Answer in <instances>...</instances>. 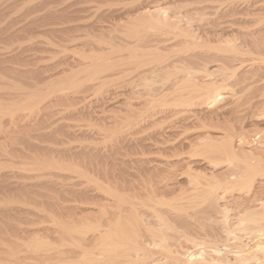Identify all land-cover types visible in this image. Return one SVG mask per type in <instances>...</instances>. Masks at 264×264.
<instances>
[{
  "label": "bare ground",
  "instance_id": "bare-ground-1",
  "mask_svg": "<svg viewBox=\"0 0 264 264\" xmlns=\"http://www.w3.org/2000/svg\"><path fill=\"white\" fill-rule=\"evenodd\" d=\"M17 1L23 3L24 0H17ZM25 1H27V0H25ZM60 1H62V0H60ZM91 1L97 2L98 0L97 1L96 0H88V1L84 0V2H89V3ZM168 1H170V0H168ZM255 1H258V0H255ZM29 2H28V4H29ZM84 2L82 1V3H81V1H80L81 4H84ZM162 2H163V0H162ZM165 2H167V0ZM262 2L264 3V1H262ZM10 3H11V1H10ZM12 3H13V0H12ZM22 3L21 4L19 3V4L22 6L23 5ZM130 3H131V6H128L129 8L126 7V8H128V10L126 9L125 12L121 11L123 13H120V14L117 13V14H119L117 16L118 17L117 20L120 22V23H118L119 25L117 27L120 29V31H119V29L115 30V31H119V32H115V33H118V35L116 37L114 35L112 36L111 32H109L110 33L109 35H111V37L109 35H107L108 32H106L107 31L106 30L105 32H106L107 36H104L105 34H103L104 32H102L100 34H101V36H104V38L99 37L101 39V40H99V38L95 39L96 38L95 37L94 38L95 41L93 42V44H90L91 41L89 42V44L91 46L89 45L90 49H89L88 53H84L83 51L78 52L74 48L75 51L78 52V54H75V51L72 52L74 49L70 50V52L72 54H75L77 57L74 55V57H76V58L72 59V61H71V59H70V61H68L69 56L66 55L63 62L60 60L61 58H59V60L61 62H59V61H57L58 63L55 62V63H57V64H53V65H55V69L54 68L51 69L50 70L51 72L49 70H42V69H38V70L36 69L34 71L29 70L28 72L25 71V72H27V74H25V75L27 76L28 80H30V85H29L30 88H26V89L22 88V90L18 89V91L21 90L22 93L25 94L26 98L24 100H26V101L24 104L25 106H23V107L28 106L27 108L29 109V112L31 110L30 108H32L33 110L34 109L39 110L40 108H45V110L43 109L42 111L46 112L47 111L46 108H50V107L52 108L55 106V104L57 102L55 103L54 101H61V102L63 101L64 103L68 102V104H69V102H71L72 105H73V103L74 104L76 103V105H73V107H75L77 105H81V106L71 110L72 117H73V115L82 116V117H84L83 119H85V117H86V120H87V118L89 119V124L87 125L88 126L87 128L95 127L94 130H91V129L87 130V129H82L83 127L79 128L80 126H78L79 129L75 130V128H73L74 127L73 125H69V124L64 123L65 122L64 119L65 118L67 119L68 117H65L64 119H62L64 122L63 121L60 122V120H59V122H57L54 120L55 122L51 123V124H53L52 127L50 126L51 124L49 123V121H50L49 120L48 121V123H49L48 127L49 128H47L45 126H43L44 128L42 127V125H44V123H47L46 120H45L46 122L42 123L41 126L39 125L38 128L35 127V124H33L34 125L33 128H31L33 125L28 126V128L25 127L26 130L27 129L30 130L29 128H31V130L36 128L34 130V132L35 131L37 132L36 137L38 139H36L34 137L36 140L39 141L41 139L44 141L46 138V141H47L48 138L53 136L54 138H52V137L51 138L56 143L55 145H58V146L61 145V147H58V146H51V147L50 146H36V145H33V143H32L33 137L29 136L30 134L25 133L26 135L29 136V138L27 139V137H25L26 139L24 141L23 146L26 145L27 150H28V152L26 151L27 152L26 153V159L28 161H31V163L26 164L27 166L25 165V168H24L25 169V171H24L25 175L27 178L29 177V180H30V178H32L34 180H36V179L37 180L43 179V181L46 180L48 182V184H50L49 187H51L50 189L53 190V192H56V193L62 192V193H65V195H66V193H70L71 195L76 196L77 199L80 198V199H78V201L80 200L81 203L79 206H77L75 208L76 211L72 212L73 218L70 216L71 219L69 222L72 223V221L74 222V220L77 221L76 223L80 222L81 220H83L85 222L84 223L85 225H83V224L81 225V223H83V222H81L80 225H77L76 223L75 224L72 223L70 225V226L75 225V227H74L75 230L78 227H81V226L83 227V228L81 227V228L76 230L78 234L75 232L74 228H73V233H76V234L71 233V234H73L72 236H74V237L76 236L77 239L79 237L81 243L83 242V244L80 245V247L82 249L81 253L83 256L82 264H220L219 262H216L212 259H210L212 261H210L209 259L207 260L205 257L196 261L193 258V255L189 252L186 253V252H181L179 250L170 251L168 249L171 246L169 235L161 232L159 228L162 225L163 226L166 225L167 221H170L176 225L187 227L191 230L194 228H196V229L199 228V226L195 227V222L196 223L199 222V220H198L199 215L197 216L198 212L193 211L194 209L192 208V206L190 207V205H193L194 203L190 204V205H188L189 203H187L186 208L183 210V213L177 214L174 216H172V213H170V211L168 209H166V207L169 206V204H165V202H164L166 200L165 197L173 194V192L176 191V189L178 188L177 186L179 184V182H178L179 179L183 178L184 176L186 177V178L185 177L184 178H185L187 184H191V182L194 178H197L199 180L202 179L203 178L202 175H204L205 177L208 176V179L209 178L214 179L217 184H223V183L227 184L229 182V180H230V184H231V181L233 179H236V177H233L234 174H231V172H230V175L227 176L228 180H224V178H226L227 172L230 169L231 165H233V164L238 165L239 168H241L240 173H241V175L243 174V179L254 178V177H257L259 174H261V176H262V174L264 173V167H263L264 164L262 165L263 161L260 163L257 160V158H255L256 156L253 155V157H252L251 155H248L245 152V150L244 151L242 150L243 143H245V142H241V141L243 140V138H245L243 136H245V134H246V132H244L245 133L244 134L243 131H246L244 129H247L246 127H248L247 122L243 120L244 116L239 115L238 117H240V118H237V117L235 118V120H236V122H238V124L237 123L235 124V120L232 121V119H231V121H229V119L224 116L226 119H228L229 123L225 124L226 125L225 131H224V129L222 130L219 128V131L221 130L222 132H219L218 129H216L213 126H212V131L214 130L213 128H215L217 131L212 132L210 130L211 129L210 128L209 130L211 132H208L209 131V130L207 131L208 126L206 125L207 126L206 127L205 123H203L205 128L203 126H201L202 125L201 123L203 122V121H201V123H199V124H201L200 128L203 127L204 129L203 128L201 129V131H203V132L201 133L200 136H199L200 130H198L199 134H196V136H198V137L196 139L194 138V141H192L193 138H192V140L190 139L191 137L189 138L191 141H188L189 139H187V137L185 136L186 137L185 141L182 144L188 143L189 145H191L189 150L191 149L192 146L197 144V141L199 143L201 141L202 148H205V151H207L206 154L209 153V154H207V157H208V155L209 156L213 155V158H216L215 161H217V163H218V160H221V163L224 164L223 168L221 167V164H220V170L218 169L219 171H217V173L215 172L216 171L215 169H217V167L219 165L216 164L217 165V166H215L216 168L215 167H214V169L212 168L213 172L211 170L210 171L211 173H209L208 175L207 174H200V172H198V168L196 167L197 164L195 162H193L196 160V158L192 157V153H190V155L195 160L192 161V158L189 157L188 159H191V160L188 162H186L184 160L185 162L182 161L183 163L181 165H174L175 162L173 163V161H172L170 163L169 162L170 160L166 161L167 159L165 160V159L161 158L162 157L161 156L162 151H157L158 154L155 153V155L156 154L159 155L158 157H154V155L152 154L153 159L155 158L154 160H152L151 159L152 156L150 158V155L152 152L151 147H155V148L158 147V145L160 143L159 141H161V143H162L165 140V138H164L165 135H167L165 133V131H167V130H165V131L163 130L164 132L155 133L156 131L152 130V129L155 128L154 124L156 122H159L160 120L163 121L162 119H169V118L171 119L172 118V119H174L173 123H175V119H176V121L177 120L178 121L179 120L186 121L185 119H187L189 117V116L187 117V114L189 113L188 115H191V113L193 111L192 109L195 105L202 107V109H203L202 111L205 110L204 115H206V110L208 109L207 107H209V110L211 109L212 111L208 112V110H207L208 115L213 113L216 116H220V117L222 116L221 119H223V113L228 108L227 106L232 104V98H235V96H236V94H235V96L233 95L234 97H231L232 94L235 93L234 91H237L240 94V91L232 89L233 86L235 88V86H238V84H241V86H239L238 88L242 87V90H244L246 88L248 91V94H249L250 90H254V92L257 91L256 85H254V87H252L254 84V81L252 83V80L256 81V79H254V78L257 75H255L254 78H251L252 80L248 81L247 82L248 84H245L246 82L244 83V81H246L249 76H252V75L248 76L247 74L251 73L250 70H252L251 68L255 62H257V61L259 63L262 62L261 64L258 63L259 66L264 65V63H263L264 62V19H263L264 18L263 17L264 12L263 13L260 12V13H262V14H260L259 13L260 9H259V11L257 13L262 15L261 16L262 18L258 17V14L257 15L255 14L257 16V18L255 20L251 18L252 19V23H251L252 25L251 26L250 25L247 26L249 24V22L244 21L245 22L244 24L246 26L244 25V27H241V28L239 27L238 29L235 27L237 29L236 30L235 28H233L234 26L237 25V23H234L237 21L236 20L234 22L231 21L232 25H230V22H228L229 25L226 24L227 22L224 23L226 25V28H222L221 31L218 29L219 33L218 32L217 33L213 32V34L206 33V34L210 35V36H208L210 38V40H213L215 42H220V41L222 42L226 37L228 38L227 35L229 33H233V32H234V34L235 33L238 34V35H236L238 38L236 39L235 38L236 36L234 34H232V35H234V37H232V38H235V40H237V41H239L238 39H240V41L238 43L235 42L239 47L236 45H235L236 47H234V46H231V44H229L230 45L229 47H231V48H229V50H227V51L220 50L222 47L221 48L219 47L220 48L219 50L222 53L223 52L226 53V55L224 53L222 55V57L220 55L219 56H220V58H222L225 61L229 60V62L231 63L230 65H234L231 61L238 62L236 64L237 68H235V67L234 68L237 69V71H238V69L240 70V72L243 71L244 72L243 75L239 74L240 77H239V75L237 77L236 76L237 74H235V73H237V71L235 69L233 70L232 69L233 67H231V69H232L231 72L228 71L229 69H226L227 67H224L225 70L222 68L224 70L223 71L220 69L221 64L216 65V62H215L216 68L218 67L219 70H221L225 73L224 74L223 72L220 71L221 73L224 74V76H223V78L221 76V79L219 80L220 83H216L217 81L213 82L212 80L210 81V78H208L209 80H206V78L211 77V76L213 77L214 74H216L215 71H217L218 69L217 70L214 69V70H212V72H209L210 70L205 69V67H204V65L206 64V62L204 61L205 59L204 60L202 59V62L204 61V63H205V64L203 63L204 65L202 66V64L200 63L201 58H203V57L200 58L201 53H199L198 50H197L198 51L197 52V51H195V49H192L193 47L195 48V46L198 47L202 44L199 45L196 43V40H197L196 37L197 36L194 33V30L190 27V25L188 26V24L191 22V20L188 19L190 22H187V21L185 22L182 18L183 16L181 17L178 14H175L176 12L174 14H169L167 12L166 8L162 7L160 4H157V3L155 4V2L152 0H150V1L149 0H137V2L135 1V3L133 2V4H132V2H130ZM254 3H256V2H254ZM256 4H258V3H256ZM259 4H260V2H259ZM1 5H2V3H1ZM32 5H33V3H32ZM263 5L264 4H262L261 6H263ZM12 7H10V8H12ZM89 7H91V6H89ZM263 7H261V8L263 9ZM3 8H5V7L3 6ZM6 8H8V7L6 6ZM258 8H260V7L258 6ZM12 10L14 11L15 9H12ZM248 10H249V6L247 7V10L245 8V10H243V11L246 12ZM231 11H232V9H231ZM67 12H69V11H67ZM84 12H83V14H84ZM118 12H119V10H118ZM78 13L80 14V11ZM177 13H178V11H177ZM247 13H245V14H247ZM8 14H10V13H8ZM229 14H230V12H229ZM235 14H236V12H235ZM252 14H254V12H252L251 15ZM4 15H5V11H3V9H1V7H0V17H3ZM66 15H64V17ZM236 15L238 16V14H236ZM241 15H243V14H241ZM61 16L62 15H60V17ZM233 16H234V14H233ZM233 16H232V18H233ZM6 17H4V18H6ZM67 17H69V15H67ZM112 17H113V15H112ZM114 17L116 18L115 15H114ZM114 17H113V19H114ZM249 17H252V16H249ZM253 17H254V15H253ZM228 18H229V16H228ZM243 18H244V16H243ZM0 19H3V18H0ZM33 19H35V18H33ZM249 19H246V21ZM3 20H0V21H3ZM69 20H70V18H69ZM35 21L37 22V20H35ZM115 21H116V19H115ZM192 21H193V19H192ZM39 22H40V20H39ZM60 22H62V21H60ZM183 22H185V23L182 24ZM240 22H238V23L241 24ZM29 23H31V22H29ZM77 23H79V22H77ZM84 24H86V22ZM194 25H195V23H194ZM225 25L222 24V27H225ZM238 26L239 25H237V27ZM93 27L95 28L97 26L93 25ZM179 27H181L182 29L179 31H175V29H177ZM77 28L78 27L76 26V29ZM217 28H218V26H217ZM32 29H33V27H32ZM208 29H209V26H208ZM40 30H42V28ZM50 30H52V29H50ZM95 30H96V28H95ZM34 31H35V26H34ZM45 31H48V30L46 29ZM83 31H84V29H83ZM112 31H113V28H112ZM158 31L160 32V36L157 37V39H154L153 38L155 36L154 33L156 32L157 34H159ZM74 32H73V34H74ZM86 32H87V30H86ZM90 32H92V31H90ZM8 33H9V31H8ZM50 33H51V31H50ZM65 33H67V32H65ZM196 33L198 34L197 31H196ZM210 33H212V32H210ZM56 34H58V33H56ZM92 34L95 35L97 33H95V34L92 33ZM92 34H91V36H93ZM33 35H34V33H33ZM78 35H79V37H81L80 33ZM85 35L86 34H84V36ZM201 35H200V37H201ZM67 36H65L64 40L66 39ZM208 37H205V39ZM87 38H89V35ZM222 38H224V39H222ZM3 39H5V38H3ZM0 40H1V38H0ZM65 41H69L68 37H67V40H65ZM70 42L71 43L74 42L73 36L70 37ZM42 43H44V42H42ZM45 43H47V42H45ZM209 43H208V45H210ZM224 43H221V45L223 46ZM232 43L234 44V42H232ZM73 44L75 45V43H73ZM212 44H214V43H212ZM202 46H204V43ZM66 47H68V46H66ZM62 48H63V46H62ZM207 48H209L211 51L212 50L214 51V48L212 47V45H211V47L207 46ZM227 48L228 47H226V49ZM68 49H69V47H68ZM84 49H86V48H84ZM189 49L191 50V52L187 53L188 51H190ZM201 49L199 48V50H201ZM80 50H82V49H80ZM203 50H207V49H203ZM215 51H216V49H215ZM67 52H69V51H67ZM206 52H208V51H206ZM184 53H186V54H184ZM208 53L210 54V52H208ZM204 55H205V53H204ZM207 55H206V57H209ZM212 55H213V53H212ZM212 57H215V56H211L210 58L212 59ZM2 58L0 59V70H3L4 64L7 65L6 63H10L9 62L10 60H8V59L6 60L5 58H3V59ZM54 58L55 57H53V59ZM220 58H219V60H220ZM51 59H52V57H51ZM211 59H210V61L212 62L213 59L212 60ZM45 63H47V62H45ZM248 63H249V65H247ZM244 64H246V67H244L245 66ZM258 64L256 63L255 67H257ZM27 65H29V64H27ZM209 65H210V63H209ZM213 66H210V67H213ZM223 66H224V63H223ZM58 67L60 69H58ZM245 68H247V69L245 70ZM7 70L9 71V69H6V71ZM259 71H260V69H259ZM170 72H172V73L169 76ZM253 72H254V70H253ZM16 73H17V71H16ZM261 73H263V72H261ZM17 74H20V72ZM10 75H11V73H10ZM161 75H162V77H165L164 75H168L169 77L166 76L167 77V78L165 77L166 79L162 78L164 80V82L162 81L163 84H160V86L156 82L155 83L158 85V87H153L154 85L151 86L148 83V81L156 79L158 76L161 77ZM258 76H259V73H258ZM201 77L203 79L205 78V80H203V79L201 80L200 79ZM234 77H235V79H234ZM162 79L159 78L158 80H162ZM259 79H260V76H259L258 80ZM112 81H114L115 83L117 82L115 85V90L113 89L114 93H112L113 90H112V92H110L111 90L108 87L109 83ZM260 81H262V80H260ZM156 84H155V86H156ZM261 84H262V82L260 83V86H261ZM6 85H7V83H6ZM249 85H251V87ZM227 87L228 88L232 87L231 89L233 91H232V93H229V94H231V96H229V94H228V96L223 95V94H225L224 91H226L228 89ZM224 88H225V90H224ZM222 90L224 93H222ZM244 91H246V90H244ZM86 92H89L90 94L89 93L88 94L90 96L88 95V97H87ZM19 95L21 96V94H19ZM114 95H115V98H117V99L119 98V100L117 102H114V104L115 103L116 104L114 105L113 109H115L116 111L111 112L110 115L108 114L109 116L105 115L107 113L106 110H105V112H104V109H103V111H98L99 110L98 107H95V105L93 106V102H95L94 104H96V106H99L100 104H103L105 106V104L109 103V100H113V99H109V98H111V96H114ZM262 96H264V95H261V97ZM19 98H21V97H19ZM263 100H261V101H263ZM261 101L258 102L256 105H258L259 103L262 104ZM53 102H54V104H53ZM12 103H9V105ZM97 103L98 104L100 103V104L98 105ZM186 103L193 105V106H191V111H190L191 113L188 112L190 109V105H188ZM253 103L254 102H252V105H253ZM51 104H53V105L51 106ZM237 105H238V103H237ZM104 106L102 108H104ZM186 106L187 107L189 106V109L186 110V108H187ZM261 106H262V109H259L260 112L256 113L257 110L255 112L260 117L264 115V101H263V105H261ZM12 107H13V104H12ZM111 107H112V104H111ZM235 107H238V106H235ZM233 108H234V106H233ZM196 109H198V107ZM200 109L201 108H199V110ZM234 109H236V108H234ZM37 110L36 111L31 110L32 113L30 112L29 116L31 117V114H33V112L36 113ZM199 110H196V111H199ZM249 110H250V108H249ZM11 111H12V109H11ZM39 111H41V110H39ZM48 111H51V110L48 109ZM48 111H47V113H49ZM202 111H200L197 114L201 115L200 113H202ZM237 111H238V109H236L235 113H237ZM246 111L249 114V111L248 110H246ZM230 112H231V109H230ZM247 112H245V113L247 114ZM255 113L250 112V114H254V115H255ZM69 114L70 113H68L67 116H69ZM71 114H70V116H71ZM213 114L211 115L210 118H212ZM57 115H59V114H57ZM60 115L62 117L61 116H59V117L63 118L64 115H62V114H60ZM65 115H66V113H65ZM48 116H50V115H48ZM194 116L195 115H193L191 117H193V119L195 117H197V115L195 117ZM216 116H215V119L218 118ZM11 117H13V116H11ZM33 117H34V115H33ZM241 117H243V118L241 119ZM198 118H202V116H200ZM27 119L30 121V118H27ZM35 119H36V117H35ZM215 119H213L212 122ZM259 119H261V118H259ZM259 119H256V120H259ZM188 120H189L188 122H190L192 120V118L188 119ZM206 120L210 121L211 119L208 120L206 118ZM249 120H250V118H249ZM249 120H247V121H249ZM252 120L253 119H251L248 123L250 124V122L256 121V120H253V121ZM216 121L218 124L219 120L218 119L215 120V123H216ZM34 122H36V121L34 120ZM86 122L88 123V121H86ZM164 122H165V120H164ZM188 122L187 121L184 122L183 126L186 123L188 125ZM194 122L197 123L196 120ZM204 122H205V120H204ZM26 123H25V125L27 126V124H30L31 121L27 124ZM191 123H193V122H190V124H189L190 126H191ZM213 124L214 123H212V125ZM217 124H215V125H217ZM37 125L38 124L36 123V126ZM153 125H154V127H153ZM172 125L173 124H171V126ZM187 125H185V126L189 127V125L188 126ZM174 126H176V125H174ZM180 126L178 123V127H180ZM193 126L194 125H192V127ZM220 126H221V124H220ZM41 127H42V129H41ZM193 128L195 129L196 127L194 126ZM0 129H3V128H0ZM28 130H27V132H30ZM144 130L145 131L147 130L146 132H149V131L151 132V130H152L153 135L150 134L149 136H147V135L145 136ZM168 130H169V128H168ZM185 130H187V129H185ZM13 131H14V129H13ZM1 132H2V130H1ZM19 132H20V130H19ZM169 132H172V131H169ZM169 132H167V133H169ZM4 133L5 132H3V134ZM181 133H182V131H181ZM195 133H197V131ZM58 135L59 136L63 135L68 140H65L63 138H59ZM80 136H82L83 138L84 137L89 138L91 143L92 144L94 143V144L92 146L91 145L85 146L82 144L77 145V146L73 145L72 143L75 142L74 141L75 139H77V138L79 139V140L78 139L76 140L77 142L81 140L79 138ZM162 137L164 138V140H162ZM193 137H195V135ZM234 138H236L235 140L237 143H239V145H242L241 148L238 144H237L238 148L234 147V145H233V143H234L233 139ZM253 138H254V139H252L253 141H258L260 139V136L256 135ZM167 139H169V138H167ZM186 139L188 142L186 141ZM49 140H48V142H51ZM104 140H110V141L114 140L116 144L113 148H108L106 146L101 145L102 143H104ZM43 141L41 142L42 144H43ZM170 141H171V139H170ZM165 143H166V141H165ZM217 143L219 144V147L216 148L215 145H217ZM171 144H173V143H171ZM179 146H180V144H179ZM124 147H129L133 150H136L137 152L132 154L131 156H129V154H128V156L130 158L128 156H126V160L124 158L122 159V158H120L122 153L119 151L122 148L124 149ZM171 147H173V146L171 145ZM198 148H200V147H198ZM198 148H197V150L192 148L193 151L192 150L191 151L194 152V154H195L198 151ZM131 149H129V151H131ZM162 149H164V148H162ZM202 150H201V152H202ZM147 151L150 152V153H148V155L149 154L150 155L149 156L146 155L147 156L146 157L145 153H147ZM166 151H164V152L166 153ZM205 151H204V153L202 152L203 156L205 154ZM201 152L199 151V153H201ZM119 153H121L120 156H119ZM175 153L176 152H174L172 154L175 155ZM0 154H2V153H0ZM177 155L178 154H176V156ZM176 156H175V158H176ZM195 156H197V153L194 155V157ZM198 157H199V155H198ZM213 158H211V159H213ZM204 160L207 162V160H210V159H206L204 156L202 161H204ZM176 162H178L180 164L179 160ZM210 162L206 163V165L208 164L207 167H209ZM197 163H200V162H197ZM201 163L203 164L204 162H201ZM211 164L214 165V162H211ZM211 164H210V166H211ZM15 167H17V166H15ZM22 167H24V166L22 165ZM133 169H136V172H132L131 170H133ZM8 172H9V170H8ZM17 172H19V171H17ZM20 172H21V170H20ZM23 175H24V173H23ZM200 175L202 178H198V177H200ZM196 176H198V177H196ZM5 177H7V176L0 173V184H1V186L3 183L5 184L8 182L7 180H5ZM229 177H231L232 180L229 179ZM8 178L9 177H7V179ZM131 178H136V179L138 178L144 184L142 187V193L137 192L135 190L133 180ZM239 178H242V177L240 176ZM19 179H21V178H19ZM199 180H197V181H199ZM193 181L197 182L196 180H193ZM215 181H213V182H215ZM68 182H70L71 184H69ZM27 183H29V182H27ZM15 184H17V183H15ZM194 184L195 183H193L192 186ZM11 185L12 184H10L9 188H11ZM7 186H8V184H7ZM18 186L17 187L19 188V190L21 189L20 191L25 190L27 192V190H29V188H30V187L27 188V185H25L24 183L20 184ZM195 186H197V185H195ZM32 187H34V186H32ZM43 188H45V187H43ZM193 188H195V187L193 186ZM14 189H16V188H14ZM47 189H48V186H47ZM47 189L45 191H47ZM42 191H44V189ZM14 192H16V191H14ZM17 192H19V191H17ZM35 192H36V190H35ZM20 193L22 194V192H20ZM32 194H34V193H32ZM73 198H75V197H73ZM214 199H215V197H214ZM153 200H155V202ZM173 200H176V199H171V201H173ZM206 200L208 201V203H211V201L213 200V195H208L204 201H206ZM1 202H3V201H1ZM57 204L58 203H56V205ZM257 205H259V207L261 206L264 209V202L257 204ZM194 206L197 207L196 204ZM208 206H209V204H208ZM256 210H259V209L256 208ZM168 213H169V217L167 218ZM251 216L250 217L247 216V217H249V219H252ZM2 221H4V220H2ZM252 221L254 224H256L258 226L260 224H263L262 228L258 227L257 229H255V238H257V241L255 242V244H253V242H254V241H252V239L254 238L253 237L251 239L252 244H245V246H243V247L242 246L238 247V249L236 251H234V254L239 255L242 258L241 264H264V213L258 214V216H256V217L254 216ZM261 222H263V223H261ZM22 223H23V221H22ZM63 223H65V222H63ZM63 223H61V224H63ZM55 224L59 225L57 223H55ZM198 224H200V222ZM241 224H243V223L241 222ZM63 226H62V228H63ZM233 233L229 232L228 236H230V234L233 235ZM71 234H70V236H71ZM34 236L35 235H33V237ZM72 236H71V239H72ZM235 236L233 235L232 237H235ZM26 237H30V236H26ZM31 238H32V236H31ZM40 238H41V235H40ZM40 238H38V240H40ZM237 238H238V235H237ZM33 239H35L34 241L36 242V240H37L36 237ZM67 239H70V238L67 237ZM30 241H31V239H30ZM64 241H66V237H65ZM49 242L50 241H48V243ZM45 243L46 242H44L43 244H45ZM13 244H15V243H13ZM47 244H46V247H47ZM230 244H232V243H230ZM11 245H12V243H11ZM82 245H84V247ZM36 246L37 245L35 243L34 247H36ZM48 246H50V244ZM5 247H7V246L5 245ZM14 247H15V245H14ZM24 247H27V246H24ZM24 247H23V249H24ZM39 247H40V245H39ZM80 247H79V249H80ZM159 247H161V248H159ZM40 248H38V249L40 250ZM7 249L3 250L0 248V257L3 259V262H5V264H7V263H9V264H31V262L29 261V258H28L31 255L30 254L32 252L31 249H30V251H27V250H29V248L26 249V251H24L25 250L24 249L23 250L24 252H22V251L18 252L17 250L11 251L10 247ZM43 249L44 248H42V250H40V251L43 252ZM81 249H80V251H81ZM160 249H162L164 251V253H163L164 259H165L164 262L158 261L154 257L155 253L159 252ZM77 251L74 250L72 252H75V254H76ZM163 251H161V252H163ZM64 252H66V251H64ZM22 253L23 254H27V253L30 254L28 257L24 256V257H26V259H24V260H27V258H28V261L30 263H28V262L24 263L25 262L24 260H22V262H20L21 260H19V254L22 255ZM69 253H71V252H67L66 254H69ZM78 254H77V256H78ZM42 255L44 256V253ZM34 256L36 257V255H34ZM38 256H41V255H38ZM4 257H7L8 259L4 258ZM46 257H47V255H46ZM74 257L75 256H73V258ZM70 258H72V256H70ZM35 259L33 258V260H35ZM48 259H50V258H48ZM48 259H46V260H48ZM30 260H31V258H30ZM41 260L39 259V262ZM52 260H54V259L52 258ZM42 261L40 264H42ZM75 261H77V259H75ZM77 262L80 263L81 261L78 260ZM51 263H53V262H51ZM0 264H2V262H0ZM32 264H34V263H32ZM73 264H75V263H73Z\"/></svg>",
  "mask_w": 264,
  "mask_h": 264
},
{
  "label": "rangeland",
  "instance_id": "rangeland-1",
  "mask_svg": "<svg viewBox=\"0 0 264 264\" xmlns=\"http://www.w3.org/2000/svg\"><path fill=\"white\" fill-rule=\"evenodd\" d=\"M10 1H11V3H10ZM24 1H23V3L22 2H18L17 0L16 1L13 0V3H12V0H1L0 1V5L2 3V5L0 7H1V9H3V11H5V15L3 17H0V18L4 19V20L0 19V20H3V21H0V38H1V40H0V59L3 57L6 60L7 59L10 60L9 61L10 63H6L7 65L4 64L3 65V70H0V73H1L0 74V128H3V129H0V153H2V154H0V171H1L0 173L6 175L7 177H9L8 179H7V177H5V180L8 181L7 183H5V184L3 183L2 186L0 184V186H1L0 187V192H1L0 193V222H1L0 223V248L3 249V250H6L7 248L10 247L11 251L12 250L13 251L17 250L18 252L19 251L24 252L28 248H29V250H27V251H30V249H31L32 252L31 253L29 252L31 255L29 253H27V254H23L22 253V255L19 254V260H21L20 262H22V260L26 259V257H28L30 255L28 258H29V261L31 262V264L32 263L40 264L42 260L44 261V262L42 261V264H73V263L78 264L79 263V262H77L78 260L81 261L79 264H82L83 256H82V253H81L82 249H81L80 245L83 244V242L81 243L79 237L77 239L76 236L75 237L72 236L73 234H76L77 233L76 230L81 228L82 226L78 227V228L76 227L77 229L75 230V228H74L75 225H72V226H70V225L72 223L75 224L77 221L74 220V222L72 221V223L69 222L71 217L73 218V215H72L73 213L72 212L76 211L75 208L77 206H79L80 203H81L80 200L78 201V199H80V198L77 199L76 196L71 195L70 193H66V195H65V193H62V192H60V193L53 192V190L50 189L51 187H49L50 184H48V182L46 180H44V181H43V179L42 180H39V179L38 180L37 179L34 180L32 178H30V180H29V177L27 178L26 175H25V172H24L25 169L24 168H25V165L27 163H31V161H28L26 159V153L28 152V150H27L26 145L23 146V144H24V141L26 139L25 137H27V139H28L29 136H31V137H33L32 138L33 145H36V146H50V147L51 146H58V145H55L56 143L52 139V138H54L53 136H51L52 138L51 137L48 138V140L50 139L49 141H51V142H48V140L46 141V138H45L44 141L41 140V139L39 141L36 140V139H38L36 137L37 136V134H36L37 132L36 131L34 132V130L36 128L31 130V128L34 127L33 124H35V127L38 128L39 125L41 126L42 123L47 121V123H44V125H42V127L45 126V127L49 128L48 127L49 123L51 124L52 122H55V121L59 122V120H60V122H62L63 121L62 119H64L65 117H68L67 119L65 118L64 119L65 122L64 121L63 122L66 123V124H69V125H73L74 126L73 128H75V130L79 129V128H82V127H83L82 129L94 130L95 127L87 128L88 127L87 125L89 124V119L87 118V120H86V117H85V119H83L84 117L77 116V115H73V117H72L71 110L81 106V105H77V106L73 107V105H76V103L74 104L73 102H72L73 103V105H72L71 102H69V104H68V102L64 103L62 101L63 102L62 103L61 101H54L55 103L57 102L54 107L51 108L49 106L50 108H46L47 111H48V109L51 110V111H48L49 113H47V111L46 112L42 111L43 109L45 110V108H40L39 110H41V111H39L37 109L33 110L32 108H30L32 111H36L37 110V112L36 113L33 112V114H31V117H30L29 113L30 112L32 113V111L30 110V112H29V109L27 108L28 106L27 107H23V106H25L24 104H25L26 100H24V99L26 97H25V94L22 93L21 90H22V88H24V89L30 88L29 87L30 80H28L27 76L25 75V74H27V72L29 70L30 71H34L36 69L37 70L38 69H42V70H49L50 71L53 68L55 69V65H53V64H57L58 63L57 61H59V62L62 61L63 62L66 55L69 56L68 57L69 58L68 61H70V59L72 61V59L77 57L75 54H78L79 51L80 52L83 51L84 53H88V51L90 49L89 47L91 46L90 44H93L95 39H98L99 37L100 38H104V36H107V35L110 34L109 32H111L112 36L114 35L116 37L118 35V33H115V32H119L120 31V29L117 27L119 25L118 23H120L117 20V18H118L117 16L120 13L125 12L126 9L128 10V8H129L128 6H131L130 2H132V4H133V2L135 3V1L137 2V0H133V1L132 0H128L129 2L127 0H108V1L107 0H98V1L96 0L97 2L91 1L90 3L89 2H84V0H80L81 3L83 1L84 4H81L79 0H75V1L74 0H69V1L68 0H62V1H60V0H54V1L53 0L52 1L51 0H32V1L31 0H27V1H25L26 3ZM152 1H154L155 4L156 3L160 4L162 7L166 8L167 12L169 14H174L176 12L175 14H178L181 17L183 16L182 18H183V20L185 22L186 21L190 22L189 20H191L192 23L190 22L188 24V26L190 25V27L194 30V33L197 36L196 37L197 40L195 39L196 43L199 44V45L200 44L203 45V43H204V46H202V45H200L198 47L195 46V48L193 47L192 49H195V51L198 50L199 53H201L200 54V58L201 57H203V58H201V62L200 63L203 66L205 64L204 61L206 62V64L204 65L205 69L210 70L209 72H212V70H214V69L215 70L218 69L217 70L218 72L215 71L216 74L218 73L217 75L214 74L213 77L211 76V77H207L206 78V80H209L208 78H210V81L212 80L213 82L217 81L216 83H220L219 80L221 79V76L223 78V76L225 74L223 72L225 70L224 67H227L226 69H229L228 71L231 72L232 69L234 70L235 68H237L236 64L238 63V62L231 61L234 65H230L231 63L229 62V60H227L228 61L227 62V61L223 60L222 58H220V56L222 57V55L225 53V52L222 53L220 50H223V51L229 50V48H231V47H229L230 46L229 44H231V46H234V47L238 46L236 43H238L240 41V39H238L239 41L235 40V38L236 39L238 38L236 36L238 34H236V33L234 34V32L233 33H229L227 35L228 38L225 36L226 40L224 38H222L224 40L222 42L220 41L221 43L225 42L224 43L225 45L223 44V46H222L220 42H215L213 40H210V38L208 37V36H210L209 34H213V32L214 33H217V32L219 33V30L221 31L222 28H226V25L224 23L227 22L226 24L229 25L228 22H230V25H232L231 21L234 22L236 20L237 21L234 22V23H237V25H239V26L237 27V25H236L233 28L236 27L238 29L239 27L240 28L244 27V25H245L244 23L245 22H249V24L247 26H249V25L251 26L252 25L251 24L252 23V19L255 20L257 18V16H256L257 14H258V17L262 18L261 17L262 15H260V14H262L264 12L263 11L264 10V7H263L264 5L261 6L262 4H264L262 2L264 0H262V1L261 0H258V1H255V0H252V1L251 0H196V1L195 0H184V1L183 0H172L171 1L170 0V1H168L167 0V2H165L166 0L165 1L163 0V2H162V0H152ZM28 2H29V4H28ZM254 2H256L258 4L254 3ZM259 2H260V4H259ZM19 3L20 4L22 3L23 5L21 6ZM32 3H33V5H32ZM247 5L249 6V10L251 9L252 11L251 10L250 11L248 10L246 12L243 11V10H245V8L247 10V7H248ZM3 6L5 8H3ZM6 6L9 9L6 8ZM9 6L10 7L13 6V7L10 8ZM89 6H91V7H89ZM250 6L251 7L253 6V7L251 8ZM258 6L260 8H258ZM126 7H128V8H126ZM261 7H263V9ZM12 9H15L16 11L14 10L15 11L14 12ZM231 9H232V11H231ZM259 9H260V11H259ZM118 10H119V12H118ZM67 11H69V12H67ZM79 11H80V14L78 13ZM121 11H123V12H121ZM177 11H178V13H177ZM234 11L236 12V14H238L239 17L235 14ZM258 11H259V13L260 12H262V13L259 14V13H257ZM83 12H84V14H83ZM229 12H230V14H229ZM250 12L251 13L254 12V14L251 15ZM8 13H10L11 15L8 14ZM117 13H119V14H117ZM240 13L243 14V15H241ZM245 13H247L249 16H252V17H249ZM59 14L62 15L61 16L62 18L60 17ZM66 14L69 15V17H67ZM233 14H234V16H233ZM64 15H66V16L64 17ZM112 15H113V17L115 15L116 18L114 17V19H113ZM253 15H254V17H253ZM228 16H229V18H228ZM232 16H233V18H232ZM243 16H244V18H243ZM4 17H6V18H4ZM263 17H264V15H263ZM33 18H35V19H33ZM69 18H70V20H69ZM191 18L193 19V21H192ZM249 18L250 19L252 18V19L250 20ZM115 19H116V21H115ZM246 19H249V20L246 21ZM35 20H37V22ZM39 20H40V22H39ZM60 21H62V22H60ZM29 22H31V23H29ZM77 22H79V23H77ZM85 22H86V24H84ZM185 22H183L182 24H184ZM238 22H240L241 24H239ZM194 23H195V25H194ZM222 24L225 25V27H222ZM93 25L98 27V28L95 27L97 31L95 30ZM26 26L27 27L29 26V27L27 28ZM34 26H35V31H34ZM76 26L78 27L77 29H76ZM208 26H209V29H208ZM217 26H218V28H217ZM32 27H33V29H32ZM41 28H42V30H40ZM45 28L48 31H45L46 30ZM112 28H113V31H112ZM50 29H52V30H50ZM83 29H84V31H83ZM118 29H119V31H115V30H118ZM181 29L182 28L179 27V28L175 29V31H179ZM86 30H87V32H86ZM8 31H9V33H8ZM50 31H51L52 34L50 33ZM90 31H92V32H90ZM105 31L108 32L107 35H106ZM196 31L198 32V34L196 33ZM65 32H67V33H65ZM73 32H74V34H73ZM102 32H104L103 33V34H105L104 36H101L100 33H102ZM156 32L154 33V35H155L153 37L154 39H157V37L160 36V32L158 31L159 34H157ZM210 32H212V33H210ZM33 33H34V35H33ZM56 33H58V34H56ZM79 33H80L81 37H79V35H78ZM83 33L86 34V35L84 36ZM92 33H94V34L97 33V34L93 35ZM206 33H209V34H206ZM91 34L93 36H91ZM199 34L200 35L202 34L201 35L202 38L200 37ZM232 34H234L236 37L232 38V37H234V35H232ZM88 35H89V38H87ZM65 36L68 37L69 41H65V40H67V37L64 40ZM71 36L74 37V42L73 43H75V45L70 42V37ZM109 36L111 37V35H109ZM205 37H208V38L205 39ZM3 38H5V39H3ZM100 38H99V40H101ZM42 42H44V43H42ZM45 42H47L49 45L47 43H45ZM89 42H90V44H89ZM232 42H234V44ZM208 43L210 45H208ZM212 43H214V44H212ZM211 45L214 48V51L213 50L211 51L209 48H207V46L211 47ZM62 46H63V48H62ZM66 46H68L69 49ZM219 47L220 48L222 47V48L220 49ZM226 47H228V48L226 49ZM74 48L78 52H76ZM84 48H86V49H84ZM199 48L200 49L202 48V49L199 50ZM80 49H82V50H80ZM203 49H207V50H203ZM215 49H216V51H215ZM70 50H73L72 52L75 51V54H72L70 52ZM67 51H69V52H67ZM206 51L210 52V54L208 52H206ZM190 52H191V50L188 51L187 53H190ZM204 53H205V55H204ZM212 53H213V55H212ZM184 54H186V53H184ZM74 55L76 57H74ZM206 55L209 56V57H206ZM225 55H226V53H225ZM211 56H215V57H212L213 60L210 58ZM217 56L220 58V60H219V58ZM51 57H52V59H51ZM53 57H55L54 58L55 60L53 59ZM59 58H61L60 59L61 61L59 60ZM202 59L203 60L205 59V60L202 62ZM210 59L212 60V62L210 61ZM45 62H47V63H45ZM55 62H57V63H55ZM215 62H216V65L221 64L220 65L221 67L220 66L219 67H220L221 70H223V69L224 70L221 71V70H219L218 67L216 68ZM209 63H210V65H209ZM223 63H224V66H223ZM256 63L258 64L259 62L258 61L255 62L254 65H253L254 67L252 66V68H251L252 70H250L251 73L247 74L248 76L252 75L253 77L249 76L248 77L249 79L247 78V80L244 81V83L246 82L245 84H248L247 82L251 81L252 80L251 78H254L255 75L258 76V73H259L260 79L258 80L259 76L258 77L255 76L254 79H256V81L252 80V83L254 81V84H253L252 87H254V85H256V87H257L256 90L257 91L254 92V90H250V92L248 94L247 89L245 88L244 90H246V91H244V90H242V87L238 88L239 86H241V84H238V86H235V88H234V86H233V88L232 87L231 88L234 89V90L240 91V94H239V92L234 91L235 93L232 94V96H231V94H229V93H232L233 90L230 87L229 88L227 87L228 91L227 90H226L227 92L224 91L225 94H223V95L224 96H228V94H229V96L234 97L235 94H236V96H235V98H232V104L233 105L232 104L229 105L231 108L229 106H227L228 107L226 109L227 112L225 111L223 113V119L225 120L226 119L225 117H227L229 119V121H231V119L233 121V120H235L236 117L240 118V117H238L239 115L240 116H242V115L244 116V118L241 117V119L243 118V120L247 122V126L248 127H246L247 129H244L246 131H243V133L246 132V134L244 133L245 136L242 135L245 138H243V140L241 142H245V143H243V146L239 145V143H237L236 140H235L236 138L233 139V142L235 144L233 142L232 143H233L235 148H238V145L240 146V148L242 146V150L243 151L245 150V152L248 155H251L252 157H253V155L256 156L255 158H257V160L260 163L263 161L262 162V165H263L264 164V118H263L264 115L260 117L256 113L260 112L259 109H262L261 105H263V101H264L263 100L264 96H262L263 98L261 97V95H264V89H263L264 88V67H263L264 65L259 66V64L262 63L261 62V63L258 64V66H257L258 68H257V67H255ZM27 64H29V65H27ZM244 65H245L244 67H246V64H244ZM247 65H249V63ZM210 66H213V67H210ZM231 67H233V68L231 69ZM6 69H9V71L8 70L6 71ZM58 69H60V68L58 67ZM246 69L247 68H245V70ZM259 69L263 73H261L259 71ZM235 70L237 71V69H235ZM253 70H254V72H253ZM16 71H17V73L20 72V74H17ZM25 71H27V72H25ZM220 71L223 72L224 74L221 73ZM239 72H240V70L238 69L237 73H235V74H237L236 75L237 77H238L239 74L243 75V73H244L243 71H241L240 73ZM10 73H11V75H10ZM171 73L172 72L169 73V76H170ZM164 76L165 77L166 76L169 77L168 75H164ZM165 77H162V75H161V77L158 76L156 78L157 80L153 79L151 81H148V83L151 86L154 85L153 87H158L157 84H159V86H160V84H163L164 80L162 78H165ZM235 77H234V79H235ZM239 77H240V75H239ZM159 78L162 79V80H158ZM200 79L202 80L203 78L201 77ZM203 80H205V78ZM260 80H262V81H260ZM114 81L109 83L110 86L108 85L109 89L111 90L110 92H112L113 89L115 90V85H116L117 82L115 83ZM261 82H262V84L260 86ZM6 83H7V85H6ZM155 84H156V86H155ZM249 86L251 87V85H249ZM225 88H224V90H225ZM18 89H21V90L18 91ZM114 90H113L112 93H114ZM224 92L222 90V93H224ZM86 93H87L86 96L88 97V95L90 93L89 92H86ZM19 94H21V96ZM19 97H21V98H19ZM109 99H113V100H109V103L105 104V106L103 104H100V103H99L100 105L97 103L99 106H96V104H94L95 102H93V106L95 105V107H98V109H99V110L97 109L98 111H103V109H104V112H105V110H106L107 113L105 115L109 116L111 114V112L116 111L115 109H113L114 105L116 104V103L114 104V102H117L119 100V98L118 99L115 98V95H114V96H111V98H109ZM261 100H263V101H261ZM260 101L262 102V104L259 103L258 105H256ZM54 102H53V104H54ZM252 102H254L253 105H252ZM9 103H12L13 107H12V104L9 105ZM189 103H186V104L190 105V109H189V106L188 107L186 106L187 107L186 110L189 109L188 112L191 111V106H193V105H191ZM237 103H238V105H237ZM53 104H51V106ZM111 104H112V107H111ZM103 106H104V108H102ZM233 106H234V108L238 109L237 113H235L236 109H234ZM235 106H238V107H235ZM197 107H198V109H196ZM199 108H201V109L199 110ZM207 108H208L207 109L208 112L212 111L211 109L209 110V107H207ZM249 108H250V110H249ZM11 109H12V111H11ZM230 109H231V112H230ZM192 110H193L192 113L190 112L191 115H188L189 114L188 113L187 117L188 116L189 117L187 119H185L188 122L189 121L188 119L192 118V120L190 122H193V123H191V126H190L189 125L190 122H188L189 127L185 126V125H187V123L184 124V126H183V123L186 122L184 120H182V121L181 120H179V121L177 120L176 121V119H175V123H173L174 119H172V118L171 119L170 118L169 119H162L163 121L160 120L159 122H156L154 124L155 128H153L152 130H155L156 131V132L154 131L155 133L164 132L165 130H167V131H165V133L167 135H165V137H164L165 140L162 137V140H164L163 141L164 143L163 142L161 143V141H159L162 145L159 143L158 147H156V148L155 147H151L152 148V150H151L152 152H151V155L149 154L150 158L152 156L151 159L154 160L155 158L153 159V155H154V157H158L159 155H157L158 154L157 151H162V153H161L162 157L161 158H163L165 160L167 159L166 161L170 160L169 161L170 163L172 161H173V163L175 162L174 165H181L185 161L186 162L190 161L191 159H188L189 157L190 158L193 157V158H196V160L192 158V161L195 160L193 162H195L197 164L196 167L198 168V172H200V174H207L208 175L209 173H211L210 171L212 170V168L214 169L215 166L219 165L217 167V169H215L216 170L215 172L217 173V171L220 170V164H221L222 168H223L224 164L221 163V160H218V163H219L218 164L217 161H215L216 158H213V155H210V156L208 155V157H207V154H209V153L206 154L207 151H205V148H202L201 141H200V143L197 141V144H196L197 146L196 145L192 146L190 150H189V148H190L191 145H189L188 143L187 144H182V143H184L186 137H187V139H189L191 137L190 139L192 140V138H193L192 141H194V138L196 139L198 137V136H196V134H199L198 130H200V134H199V136H200L201 133L203 132V131H201V129L204 127L203 123H205V126L206 125L208 126V127L206 126L207 127V131L210 128H211L210 130L212 131V126L215 127L216 129H218V131H219V128L222 129V130L224 129V131H225V129H226L225 128L226 127L225 124L229 123L228 119H226L224 121L223 119H221L222 116L221 117L220 116H216L213 113L208 115L207 110H206V115H204L205 110L202 111L203 109L200 106H196L195 105ZM196 110H199V111H196ZM246 110L249 111V114H248V112ZM256 110H257V112H256ZM200 111H202L203 114L202 113H200L201 115L197 114ZM67 112L70 113L71 116H70V114H69V116H67V114H68ZM245 112H247V114ZM250 112L251 113H255L256 112V113L254 115V114H250ZM65 113H66V115H65ZM47 114L50 115V116H48ZM57 114H59V115H57ZM60 114L64 115L63 118L59 117V116H61ZM212 114H213V116H212V118H210ZM33 115H34V117H33ZM193 115H195V116L197 115V117L194 116L195 117L194 119L196 120V122L198 124L195 123L194 122L195 120L193 119V117H191ZM11 116H13V117H11ZM200 116H202V118H198ZM215 116L218 117V118L215 119ZM35 117H36V119H35ZM27 118H30V121H31L30 124H27V123L30 122ZM206 118L208 120H210V119L211 120L207 121ZM249 118H250V120L251 119L256 120V119H259V118H261V119L256 120L254 122H250V124H249L248 123L250 121ZM203 119L205 120V122H204ZM213 119H215V120L218 119L219 123L217 124V121L215 123V120L212 122ZM246 119L249 120V121H247ZM34 120L36 122H34ZM164 120H165V122H164ZM48 121H49V123H48ZM86 121H88V123ZM201 121H203V122L201 123ZM177 122L179 123V126L181 125L183 128L181 126L178 127V123ZM25 123L27 124V126L25 125ZM36 123L38 124L37 126H36ZM199 123H201L202 125L199 124ZM207 123L209 125L210 124L211 125L209 126ZM212 123H214V124L212 125ZM236 123L238 124V122H236V120H235V124ZM171 124H173V125L171 126ZM215 124H217V125H215ZM220 124H221L222 127L220 126ZM30 125H33V126L31 128H29L30 130L27 129L28 131H30V132H27L25 127L28 128V126H30ZM154 125H153V127H154ZM174 125H176V126H174ZM192 125H194L196 127L195 128L196 130L193 128L194 126L192 127ZM200 125L203 126V127L200 128L201 127ZM50 126L52 127L53 124H51ZM78 126H80V127L78 128ZM42 127H41V129H42ZM168 128H169V130H168ZM215 128H213L214 132L217 131ZM13 129H14V131H13ZM185 129H187V130H185ZM1 130H2V132H1ZM19 130H20V132H19ZM152 130H151L152 133L150 131L146 132L147 130L146 131L144 130L145 136L146 135L149 136L150 134L153 135V131ZM210 130L208 132H211ZM169 131H172V132H169ZM181 131H182V133H181ZM196 131H197V133H195ZM3 132H5V133L3 134ZM167 132H169V133H167ZM219 132H222V131L220 130ZM25 133H28L30 135L28 136ZM193 134L195 135V137H193L194 136ZM256 135H259L260 139L258 141H253L252 139H254L253 137H255ZM58 137L59 138H63L65 140H68L63 135L62 136L58 135ZM166 137L169 138V139H167ZM79 138L81 139L80 141L77 142L76 141L78 139L77 138V139L74 140L75 142L73 141L74 143H72V144L75 145V146L80 145V144L85 145V146H88V145L92 146L94 144V143L93 144L91 143L89 138H86V137L83 138L82 136H80ZM170 139H171V141H170ZM187 139H186V141H187ZM190 139L188 141H191ZM42 141H43V144L41 143ZM165 141H166V143H165ZM171 143H173V144H171ZM115 144L116 143H115L114 140H112V141L104 140V143H102L101 145L102 146H106L108 148H113L115 146ZM179 144H180V146H179ZM171 145L173 147H171ZM215 146L217 148V147H219V144L217 143V145H215ZM58 147H61V145H59ZM198 147H200V148H198ZM128 148L129 147H124V149L122 148L119 151V152L122 153V155H121V153H119V156L121 155L120 158H122V159L124 158L126 160V156H128V154H129V156H131L132 154L137 152L136 150H133V149L129 148V149H131V151H132L131 152V151H129ZM162 148H164L165 150L162 149ZM192 148L195 149V150H197V148H198V151L196 152L197 156H195V157H194V155L196 153L194 154V152H192L193 151ZM201 150H202L203 153L205 151V154H204L205 158L206 159H210V160H207V162L205 160L202 161L204 156H203V153L201 152ZM164 151H166V153ZM199 151L201 153H199ZM174 152H176L175 155L172 154ZM148 153H150V152L147 151V153H145V156L148 155ZM155 153H157L156 154L157 156L155 155ZM190 153H192V157H191ZM176 154H178V155L176 156ZM198 155H199V157H198ZM175 156H176V158H175ZM211 158H213V159H211ZM178 160H179L180 164L178 162H176ZM210 161L214 162V165L211 164ZM197 162H200V163H197ZM201 162H204L205 164L204 163L202 164ZM209 162H210L212 167L210 166V164H209V167H207L208 164L206 165V163H209ZM22 165L24 167H22ZM15 166H17V167H15ZM231 167H230V169L227 172L226 178H224V180H228L227 176L230 175V172H231V174H234L233 177H236V179H233L234 181L231 179V177H229V179L232 180L231 184H230V180H229L228 183L226 182L227 184L223 183L224 185L223 184H217L214 179H210V178L208 179V176L205 177L204 175H202V177H203L202 178L201 175H200V177H198V176H196V177L202 178V179H200V180L197 179V178L193 179V180H196V181L199 180L200 182L197 181L198 182L197 183V182L192 180V182L195 183L193 185L195 188H193V186H192L193 183L191 182V184H187V182L185 180L186 177L184 176L185 178L183 177V178L179 179V181H178L179 184L177 186L178 188L176 189V191L173 192V194L168 195L167 197H165V199H166L164 201L165 204H169V206H167L166 209H168L170 211V213H172V216L177 215V214H182L183 210L186 208L187 203H189L188 205L194 203L193 205H190V207L192 206V208L194 209L193 211H197L198 212L197 216L199 215L198 216V220L200 222V224H198L199 222H197V223L195 222V227L199 226V228L198 229L194 228L192 230L187 228V227H183V226H180V225L173 224L170 221H167L166 225H164V226L162 225L159 229H160L161 232L166 233V234L169 235L170 245L171 246L168 249L170 251L179 250L181 252H186V253L189 252V253H191L193 255V258L196 261H198L201 258L205 257L207 260L208 259L209 260L212 259V260H214L216 262H219L220 264H241L242 258L239 255H235L234 251H236L238 249V247L245 246V244H252V241H254L253 244H255V242L257 241V238H255V229H257L258 227L262 228V225H263V224H260L258 226L256 224H254L252 219H253L254 216L256 217V216H258V214L264 213V209L261 206H260L261 207L260 208L259 205H257V204H260V203L264 202V173L262 174V176H261V174H259L260 175V176L258 175L259 177L257 176V177L250 178V179L249 178L248 179H243V174L241 175V173H240L241 172V168H239V166L235 165V164L231 165ZM263 167H264V165H263ZM8 170H9V172H8ZM20 170H21L22 173L20 172ZM17 171H19V172H17ZM131 171L132 172H136V169H133ZM212 172H213V170H212ZM23 173H24V175H23ZM240 176L242 178H239ZM19 178H21V179H19ZM131 179L133 180V184H134L135 190L137 192H141L142 193V187H143L144 184L141 182V180H139L138 178L137 179L136 178H131ZM213 181H215V182H213ZM27 182H29L30 184L27 183ZM15 183H17V184H15ZM23 183L25 185H27V188L30 187L29 188L30 191L27 190V192H26L25 190L24 191H20L21 189L19 190V188H18L19 186L18 185L23 184ZM68 183L71 184L70 182H68ZM7 184H8V186H7ZM10 184H12L11 188H9ZM195 185H197V186H195ZM3 186L4 187L6 186L7 188L5 187L6 188L5 189ZM32 186H34V187H32ZM47 186H48V189H47ZM13 187L16 188V189H14ZM43 187H45V188H43ZM43 189H44V191H42ZM46 189H47V191H45ZM35 190H36V192H35ZM14 191H16V192H14ZM17 191H19V192H17ZM20 192H22V194ZM32 193H34V194H32ZM208 195H213V200L211 201V203H208L207 200L204 201ZM73 197H75V198H73ZM214 197H215V199H214ZM171 199H176V200L171 201ZM1 201H3V202H1ZM153 201L155 202V200H153ZM56 203H58V204L56 205ZM195 204H196L197 207L194 206ZM208 204H209V206H208ZM256 208L259 209V210H256ZM247 216H249V217L251 216L252 219H249V217H247ZM168 217H169V213H168L167 218ZM2 220H4V221H2ZM239 220L243 224H241V222ZM22 221H23V223H22ZM63 222H65V223H63ZM81 222H83V223H81ZM55 223H57L59 225H56ZM61 223H63V224H61ZM80 223H81V225L82 224L85 225L84 224L85 222L83 220H81L80 222H78L76 224L80 225ZM261 223H263V222H261ZM61 225L62 226L64 225L63 228H62ZM73 228H74L76 233H73ZM229 232H232V233L234 232L233 235L234 236L236 235V236L232 237L233 236L232 234H230V236H228ZM71 233H73V234H71ZM70 234L72 236V239H71ZM33 235H35V236L33 237ZM40 235H41V238H40ZM237 235H238L239 239L237 238ZM26 236H30V237H26ZM31 236H32V238H31ZM35 237H36L37 240H38V238H40V240H38V241L36 240V242H35L34 241L35 239H33ZM65 237H66V241H64ZM67 237H69L70 239H67ZM30 239H31V241H30ZM251 239H252V241H251ZM47 240L50 241V242L48 243ZM34 242L37 245L36 247H34L35 246ZM44 242H46V243L43 244ZM11 243H12V245H11ZM13 243H15V244H13ZM230 243H232V244H230ZM46 244H47V247H46ZM49 244H50V246H48ZM5 245L7 247H5ZM14 245H15V247H14ZM39 245H40V247L41 246L42 247L40 248ZM24 246H27V247H24ZM82 246L84 247V245H82ZM23 247H24L25 250L23 249ZM50 247L53 250L54 249L55 250L53 251ZM79 247H80L81 251H80ZM38 248H40V250H42V248H44L43 252L40 251ZM159 248H161V247H159ZM74 250H76V251L78 250L76 254H75V252H72ZM64 251H66V252H64ZM161 251H163V250L160 249L159 252L155 253L154 257L158 261L164 262L165 261L164 255H163L164 251L163 252H161ZM67 252H71V253L66 254ZM43 253H44V256L42 255ZM33 254L36 255L37 258ZM77 254H78V256H77ZM38 255H41V256H38ZM46 255H47V257H46ZM24 256H26V257H24ZM70 256H72V258H70ZM73 256H75V257L73 258ZM4 258H7V257H4ZM28 258H27V260H24L25 262L24 261L23 262L24 263H27V262L30 263L28 261ZM30 258H31V260H30ZM33 258L34 259L36 258V259L33 260ZM38 258L40 260L41 259L42 260L39 262ZM48 258H50V259H48ZM52 258L54 260H52ZM46 259H48V260H46ZM75 259H77V261H75ZM0 260H1L0 262H2V264L3 263L5 264V262H3L2 258ZM212 260H210V261H212ZM50 261L53 262V263H51ZM7 264H9V263H7Z\"/></svg>",
  "mask_w": 264,
  "mask_h": 264
}]
</instances>
